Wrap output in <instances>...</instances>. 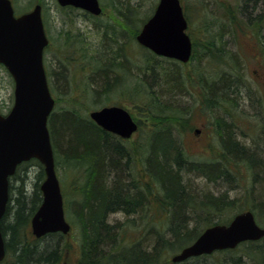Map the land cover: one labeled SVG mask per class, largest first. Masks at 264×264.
I'll use <instances>...</instances> for the list:
<instances>
[{"label": "rangeland", "instance_id": "obj_1", "mask_svg": "<svg viewBox=\"0 0 264 264\" xmlns=\"http://www.w3.org/2000/svg\"><path fill=\"white\" fill-rule=\"evenodd\" d=\"M100 1L104 10L100 19L84 17L82 14L77 16L68 11L67 7L60 6L57 0H12V3L16 15L31 10L36 3L43 5V16L51 40L46 51L45 64L54 91L53 95L57 101L55 112L72 109L89 114L90 111L105 105L117 104L125 106L140 123L139 131L130 139L111 137V141L123 149L122 161L127 168L124 176L129 178L130 183L132 180L143 183V176L146 182H149V176L142 174V170L145 165L143 155L147 153L143 152L147 151L144 149L143 140L147 136L151 119L149 116L150 120H146L143 112L144 108L149 106L152 94L159 95L164 92L161 86L165 81L166 71L176 70L178 74L183 71L193 75L197 69L202 68L212 75L214 68L209 64L203 50V36L208 31L223 32L222 46L224 54L229 57L226 61L235 65L233 72L235 74L240 72L244 81L241 83L243 88L240 104L233 108L211 110L201 105L198 89L188 81L185 89L180 86L177 90L179 95L176 96V107L188 118L186 122L178 124L179 129L176 134L179 141L183 144L188 158L196 165L199 166V162L216 161L220 158L219 153L223 151L215 122V117L221 116L227 117L229 122L236 126L237 139L241 143L246 145L257 143L259 148H264V23L261 27L247 24V20L239 12L244 0H182L190 23L188 31L192 34L195 43L198 42L197 45L195 44L197 51H194L193 59L185 64L145 50L146 48L135 38L143 21L136 23L132 21L127 24L122 21L118 9L112 5L111 0ZM131 2L138 8L139 18L145 20L153 12L157 0H131ZM260 6L263 8L264 3L261 2ZM121 11L124 13L126 10L121 8ZM231 17L236 18V23L230 24ZM102 20L111 21V27H102ZM107 32L115 33L114 36L117 34L120 38L122 52L117 61L108 57L103 58L105 53L103 48L106 43L108 44L109 39L112 40ZM116 46L118 51L119 45H113ZM117 65L119 72L114 70L118 68ZM229 66L223 67L229 69ZM104 70L109 72L107 78L110 79V85L101 88L97 83V76ZM58 72H62L63 82L59 80ZM112 79H115L113 84ZM14 87L13 77L6 67L0 64L2 113H7L14 103ZM54 140H56L55 136ZM57 150L60 151V148ZM230 167L232 171L224 176V181L222 179L217 182L208 181L207 178L200 176L198 171H193L187 180H191L190 182L194 183L198 190L207 192L204 197L208 193L218 194L227 191L229 199H238L236 204L243 206H227L212 214L216 218L228 220L241 208L254 209L258 214L259 223L264 225V205L260 203V192L263 187L259 182L260 175L257 181L254 170L244 161L231 163ZM57 173L64 193L66 217L72 228L65 235L57 233L52 238L47 235L38 239L32 232L30 218L25 228V239L39 248L46 247L47 242L51 240L56 241L61 254L58 264H81L82 227L78 212L82 202L81 185L86 177L85 168L73 169L58 163ZM44 179L45 173L42 174V167L35 161L21 165L11 178L9 204L14 203L16 193L23 185L28 195H31L38 186L40 187ZM153 191L159 196L157 185H154ZM166 208L158 207L154 210L148 205L136 216H127L124 212L117 211L110 213L108 219L118 229L122 227L128 229L118 240L120 244L129 245L139 240L144 243L148 239L162 237L173 239L169 229L171 216L169 209ZM205 214L206 211L202 206L195 207L194 215L197 219ZM189 225L192 227L194 223ZM257 243L256 246L264 247V239ZM178 252L179 250L168 248L161 256V264H171L172 257ZM246 252L248 251L242 244L235 252L218 251L207 256L191 258L190 261L193 264H259L264 259L263 255ZM14 258V252H7L6 259L0 264H13Z\"/></svg>", "mask_w": 264, "mask_h": 264}, {"label": "trees", "instance_id": "obj_2", "mask_svg": "<svg viewBox=\"0 0 264 264\" xmlns=\"http://www.w3.org/2000/svg\"><path fill=\"white\" fill-rule=\"evenodd\" d=\"M261 2L264 3V0H244L239 7L241 16L247 20L249 26L261 27L264 23V7L261 8ZM111 3L119 13H122L121 8L126 10L122 14L127 24L132 21L135 23L144 21L143 18L142 20L139 18L138 8L131 0H111ZM233 23H236V18L231 17L230 24ZM222 33L208 31L203 36L204 55L208 57L209 64L214 68L212 75L202 68L197 69L193 75L183 71L179 74L176 70L166 71V78L161 86L164 92L159 95L152 94L151 102L143 112L146 120L151 119V124L143 140L144 149L147 150L143 152L147 153L143 155L145 165L142 174L149 176V182H146L145 176L142 177V182L150 190L149 207L154 210L158 207L169 209L171 216L169 229L173 239L147 238L144 243L139 240L129 245L120 244L118 240L128 229L123 227L118 229L116 225L111 224L108 219L110 213L122 211L127 216H136L143 210L142 204L145 199L130 183L129 178L124 176L127 168L122 161V147L113 143L112 134L97 125L89 114L66 109L51 115V135L57 163L73 169L82 167L86 172L84 185H81L82 202L78 212L82 227L81 264H161V256L168 248L181 250L194 241L204 228L230 221L231 219L216 218L212 214L227 206L243 207L242 204H236L238 199H229L227 191L218 194L208 193L209 197H204L207 192L203 193L190 182L191 180H187L193 171H198L199 175L207 178L208 181L217 182L223 180L224 176L232 171L231 163L244 161L254 170L257 181L260 175L259 182L263 186L260 203L264 205V148H259L257 143L252 145L241 143L237 139L236 126H233L227 117H215L216 131L223 144V151L219 153L220 158L210 163L199 162L200 167L188 158L176 134L179 129L178 124L188 120L176 107V96L179 95L177 90L180 86L185 89L188 81L198 89L201 105L211 110L233 108L240 104L243 88L241 83L244 81L240 72L236 74L233 72L235 65L226 61L229 57L224 54ZM107 34L112 40L109 39L108 44H105L103 58L118 60L122 52L120 38L117 34L115 37V33L112 32ZM114 40L117 43H113ZM116 44L119 45L118 51L117 46L113 47ZM196 45L194 51H197ZM224 65H230V68L226 69ZM114 70L119 72V66ZM108 73V70H104L97 76V83L101 88L110 85ZM58 76L63 82L62 72H58ZM57 148H60V151ZM35 162L42 167L44 174L42 164L37 160ZM152 183L157 185L159 196L153 193ZM16 194L14 203L8 205L1 222L7 252L15 254L13 264H58L61 258L58 242L50 239L46 247L39 248L25 239L27 222L42 202L41 188L38 186L31 195H28L23 185ZM200 206L205 209L206 214L197 219L194 209ZM242 210L243 208L238 212ZM190 223H194V226L190 227ZM54 235L56 234L48 236L52 238ZM256 243L257 241L243 243L248 251L246 253L254 252L264 256V247L256 246L258 244ZM235 250L237 249L220 252H235ZM190 259L171 264H193ZM259 264H264V259Z\"/></svg>", "mask_w": 264, "mask_h": 264}, {"label": "water", "instance_id": "obj_3", "mask_svg": "<svg viewBox=\"0 0 264 264\" xmlns=\"http://www.w3.org/2000/svg\"><path fill=\"white\" fill-rule=\"evenodd\" d=\"M95 14L102 12L99 0H58ZM187 19L180 0H159L153 15L144 23L137 40L158 55L183 62L190 60L193 45ZM49 40L45 33L42 6L15 16L11 0H0V63L15 81L14 104L6 114L0 112V261L6 255L1 221L9 201V176L17 165L37 158L44 165L46 178L41 185L43 201L32 217L33 233L41 237L51 232L67 233L64 199L56 173L54 150L48 118L55 100L51 94L43 62ZM90 116L104 129L130 137L138 124L130 112L117 105L94 110ZM264 237L251 210L240 212L228 224L207 227L197 239L173 256L183 261L193 256L211 254L215 250L235 248L245 240Z\"/></svg>", "mask_w": 264, "mask_h": 264}, {"label": "flooded vegetation", "instance_id": "obj_4", "mask_svg": "<svg viewBox=\"0 0 264 264\" xmlns=\"http://www.w3.org/2000/svg\"><path fill=\"white\" fill-rule=\"evenodd\" d=\"M67 7V10L68 11H70V12H72V13H75V15H77V16H79L80 14H82V16H91V17H93L94 19L95 18H97V19H100L101 18V16L103 15V13L101 14V15H93L92 13H90V12H88L87 10H85V9H81V8H78V7H75V6H72V5H68V6H66ZM119 16L122 18V21H125L126 22V20H124V15L122 14V13H119ZM45 20V19H44ZM102 27H107V28H110L111 27V21H109V22H105V20H102ZM45 27H46V33H47V36L49 37V35H48V29H47V25H45ZM49 45L51 44V40H50V38H49ZM48 48V47H47ZM47 48H46V51H47ZM46 53V52H45ZM46 55V54H45Z\"/></svg>", "mask_w": 264, "mask_h": 264}, {"label": "bare ground", "instance_id": "obj_5", "mask_svg": "<svg viewBox=\"0 0 264 264\" xmlns=\"http://www.w3.org/2000/svg\"><path fill=\"white\" fill-rule=\"evenodd\" d=\"M112 84L115 83V79H112ZM132 185L139 191L141 194L145 197L142 206L146 208L149 205L148 197L150 194V190L148 187L144 186L143 183H137L134 180L131 181ZM153 193H155L153 191ZM206 197H209V194H206ZM251 211L254 213L256 220H258V214L254 209H251Z\"/></svg>", "mask_w": 264, "mask_h": 264}]
</instances>
